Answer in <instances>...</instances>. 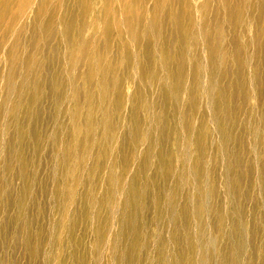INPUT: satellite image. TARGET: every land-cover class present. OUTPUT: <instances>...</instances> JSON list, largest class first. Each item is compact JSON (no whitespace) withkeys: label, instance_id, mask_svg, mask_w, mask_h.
<instances>
[{"label":"bare ground","instance_id":"bare-ground-1","mask_svg":"<svg viewBox=\"0 0 264 264\" xmlns=\"http://www.w3.org/2000/svg\"><path fill=\"white\" fill-rule=\"evenodd\" d=\"M69 1L0 0V54L13 35L12 46L5 56L0 55V72L4 74L0 86L5 88L0 103V132L17 140L28 138L32 148L40 150L39 107L45 97L43 85L48 82L49 97L55 101V124L49 138L56 145L59 166L68 174L83 171L90 158L95 160V147L101 148L96 156L106 162L103 168L89 167L90 175L101 172L104 178V198L98 201L91 195L89 199V208L96 210L93 231L98 256L104 232L114 220V246L122 248V253L116 254L119 264H125L124 259L130 264H163L158 255L143 262L139 259L138 240L146 227L143 200L152 188L156 191L152 196L156 208L151 222L158 227L168 216L167 224L177 230L170 237L172 244L165 241L163 253L159 252L160 256L167 255L165 264H213L216 257H222L225 248L220 240L227 233L232 241L229 258L224 256L218 264H241L252 239L244 225V201L249 197L243 192V182L247 176L254 177L249 180V188H259L264 210V178L255 172L256 159L264 170V158H256V149L264 150V117L256 116V110L248 107L264 90V76H259L256 68V63L264 68V0H202L199 5L192 0H75L78 7H69ZM32 5L36 7L33 23L26 28L15 27L26 20ZM25 32L30 34L23 42L20 37ZM87 33L91 38H85ZM61 46L66 50L62 51ZM114 52L119 58L115 61L111 59ZM35 56L38 59L33 62ZM50 57L53 64H47ZM125 70L136 71L143 87L135 91L130 102V132L120 133ZM79 82L85 86L84 94L78 90ZM92 84L95 94L89 92ZM71 103L75 105L73 113ZM82 106L86 113L81 111ZM141 112L148 116L146 125L139 118ZM98 114L103 116L99 130L95 128ZM20 116L31 124L20 126ZM65 117L68 119L64 125ZM209 121L214 124V135L208 131ZM66 133L71 143L63 145ZM245 134L254 161L240 159L238 150L247 152L241 140ZM171 136L178 140V170L173 169L170 160ZM144 140L146 147L140 153ZM192 144L196 147L193 153L189 150ZM12 145L10 141L0 142V155L4 149L7 158L1 160V171L8 173L16 164L24 180L29 164L23 148ZM126 148L136 152L139 159L131 176ZM210 149L217 154L222 168L228 199L223 210L214 208L218 194ZM118 164L120 172L115 174L112 170ZM37 170L35 166L34 173ZM157 176L166 185L175 179L167 206L159 188L153 186ZM141 177L145 183L140 182ZM58 187L50 196L61 203L67 195L64 187ZM8 193L2 178L0 199ZM26 195L22 191L14 201L23 219L29 206ZM112 204L120 206L115 213ZM103 210L106 217L100 222L98 212ZM211 223L218 233H208ZM191 226L195 228L193 234ZM180 234L186 241L183 248ZM168 245L171 247L166 248ZM46 247L39 257L37 246L27 245L30 262L41 258L46 263ZM168 250L173 255L168 256Z\"/></svg>","mask_w":264,"mask_h":264},{"label":"rangeland","instance_id":"rangeland-1","mask_svg":"<svg viewBox=\"0 0 264 264\" xmlns=\"http://www.w3.org/2000/svg\"><path fill=\"white\" fill-rule=\"evenodd\" d=\"M54 1H51L50 4H53ZM195 5H199L202 3V0H192ZM69 7H78L75 0L69 1ZM93 8L95 6L93 5ZM36 7L32 5L29 8L27 13V17L25 21H20L16 24L15 27L19 26L26 28L34 21V13L33 11ZM75 12L78 14L79 10L76 8ZM26 23V25L24 24ZM24 24V25H23ZM3 30V28L0 27ZM59 30V28H57ZM2 33V32H0ZM30 34V33H29ZM28 33H23L21 35V41L26 42ZM10 35L7 41L4 44L3 49L1 50V57L5 56L8 52L9 48L12 46V37ZM72 38L75 37L72 35ZM85 38H91L89 33L85 34ZM55 40H52V45H56ZM31 47H34L31 46ZM31 50V49H30ZM61 50H66L65 46H61ZM32 56V55H29ZM33 62L38 59L36 56L31 58ZM109 59V58H108ZM113 61L115 59H119L116 56V53H113L111 58ZM53 59L50 57V61L47 60V64H53ZM111 62V60L109 59ZM114 63V62H113ZM113 63H110L113 65ZM257 73L259 76H264V68L260 67L256 63ZM4 74H1L0 76ZM124 80H123V110L121 114L120 122V133H129L132 123L129 119V109L130 102L133 98L135 91L138 88L143 87L142 84L139 83L137 79V73L134 70H125L124 71ZM82 82L77 84L78 90L81 91V94H84V85ZM43 86V93L45 95L42 104L40 105V111L42 112V118L40 119V124H38V132L41 134V148L40 150L33 149L31 142L27 139L17 140L8 134H3L0 132V142L7 143L11 142L13 148H23V155L25 160L29 164V168H27L26 174L28 175L26 179L20 178L18 165L14 164L12 169L9 170L8 173H4L1 171L2 163L1 160L7 159L6 154L4 153V149L1 150L0 155V179L3 178V185H6L9 189V193L2 196L0 199V264H43L41 258L35 260L34 262H30L28 258L26 247L27 245H36L39 252L47 246L46 253L44 259L46 263L44 264H95V259L99 257V263L97 264H119L117 262L116 254H121L122 248L115 247V230L117 228L116 221L111 220L110 228L107 229V232H104L103 239L100 242V252L98 256V251L96 252L94 249V245L97 242L95 233L93 231L94 221L93 217L96 214V210L89 208L90 196L96 197L98 201L100 198H104V178L101 176V172L98 175H90L89 169L99 165L100 167H104L105 159L103 157L96 156L100 149L95 147V160L90 158L85 165L86 174L83 171L76 170V173H67L65 168L60 165L59 159L56 157L55 152V144L50 142L49 135L54 128L55 121L53 119L54 113V98L49 97L50 93L48 92V82ZM90 91L87 89V92H91L95 94L96 88L95 84L88 87ZM143 89V88H142ZM5 88L3 85L0 86V103L2 98L5 96ZM261 101H260V100ZM203 104V100H201ZM71 112L75 111L74 103L69 105ZM249 108L256 110V116L264 117V90L260 94V97L256 100H252V103L248 105ZM83 113L85 109L82 110ZM255 114V113H254ZM140 120L145 123L148 121L147 114L141 112L139 114ZM66 118V117H65ZM68 118L63 120L64 125ZM209 119V118H208ZM264 119V118H263ZM24 121V122H23ZM103 121V116L98 114L95 118V128L99 130L101 128ZM54 122V123H53ZM20 126L27 127L28 124L25 116H20L19 118ZM69 123V122H68ZM172 124V123H171ZM259 124V122L257 123ZM69 125V124H68ZM173 125V124H172ZM208 131L214 135V124L209 121L208 122ZM27 128L23 129L26 130ZM95 131H93L94 133ZM22 134L28 135L25 132ZM97 134L95 133V136ZM246 135V137H245ZM243 139H241L244 143V147L246 148L249 145L248 135L245 134ZM29 136V135H28ZM67 136V137H66ZM3 139V140H2ZM177 138L175 136L170 137V154L171 161L174 170H178L180 168V157L177 153L176 145ZM63 145L70 142V134L66 133L65 139H62ZM71 143V142H70ZM69 143V144H70ZM146 147L145 140L140 148V153ZM71 151H74L71 145ZM239 149V148H238ZM247 152L240 151V159L242 162L254 161V157L251 152L248 151V147L246 148ZM250 149V148H249ZM127 150V151H126ZM190 152H195V145H190ZM126 153V162L129 167V175L135 173V170L139 166V159L137 157L136 152L132 150L125 149ZM256 158L260 161V159L264 158V150L256 149ZM210 158L213 159L215 166L213 182L216 186V192L218 197L214 200V208L223 210L226 209V203H228V199L224 193V185L221 176V164L218 163L217 154L210 149ZM117 160V159H116ZM118 162V160H117ZM258 161L256 159V176L260 179L264 178V170H261L258 166ZM35 166L38 170L35 171ZM90 167V168H89ZM113 173L119 174L120 168L118 166L113 167ZM73 174V175H72ZM105 175V172H102ZM69 176V178H68ZM254 177H246L243 182V192L247 194L249 199L244 201V225L246 227L247 232L252 234V239L250 242V246L248 248L247 256H243L241 264H264V210H263V201L259 195V188L256 186V190L249 188V180ZM172 180V179H171ZM175 180V179H173ZM171 181L168 185L164 184L163 181L157 176L155 180L152 181L153 186L159 188V192L161 193L160 197L167 203L171 200V188L174 185V181ZM145 183L146 181L142 179L140 182ZM163 183V184H162ZM59 186L65 188V193L67 198L64 197V200L61 203L53 201V198L50 196L55 190H59ZM167 186V187H166ZM262 188V185L260 186ZM27 189V191H26ZM189 191L190 188H187ZM24 191L28 194L26 198L29 200V206L27 208V216L25 219L18 216L19 212L14 204L15 199L19 197V194ZM147 196H145L144 204L146 205L147 212L144 215V222L146 224L145 233L142 234V238L140 237L139 245L141 246V252L139 255V259L143 262L147 257H155L158 255V258L161 263L168 262L167 255H159V252L163 253V244L168 240L169 244L172 237L173 232H176L175 226H170L167 223L169 222L168 216L164 217L160 226L156 227L151 222V214L153 215V210L155 205L152 202V196L156 193L155 189H148ZM103 193V194H102ZM158 193V192H157ZM264 193V192H263ZM121 199V197H118ZM108 205V204H107ZM213 205V203H212ZM109 206V205H108ZM120 209L119 204H112V211L115 213ZM152 211V212H151ZM100 222L105 221L106 211H100L98 214ZM167 215V214H166ZM102 219V220H101ZM167 221V222H166ZM209 221V220H208ZM207 223V220H206ZM29 224V225H28ZM208 233H218L217 230H213L215 228L214 224H209ZM192 227V226H191ZM227 227V225H226ZM225 227V228H226ZM195 228H191V233L193 234ZM230 232V229H229ZM227 233V230H226ZM177 234V233H176ZM182 237V235L180 234ZM161 237V238H160ZM210 238V237H209ZM27 240V241H26ZM220 245L223 250L222 257L219 256L215 258L213 264L220 263L224 256L229 258L228 252L231 250L232 241L228 233L225 236L221 237ZM180 248L184 247L186 244L185 237L183 236L180 240ZM171 247V245L166 246V248ZM228 247V248H227ZM126 248V247H125ZM262 251V252H260ZM169 255H173L172 250H168ZM41 256V252L39 253V257ZM112 256L115 259H109L107 261V257ZM161 258V259H160ZM125 264H130L126 259Z\"/></svg>","mask_w":264,"mask_h":264}]
</instances>
